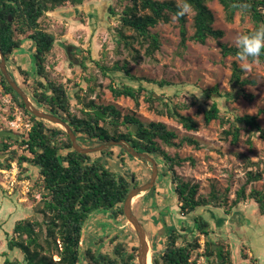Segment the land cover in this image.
Masks as SVG:
<instances>
[{"label":"rangeland","instance_id":"1","mask_svg":"<svg viewBox=\"0 0 264 264\" xmlns=\"http://www.w3.org/2000/svg\"><path fill=\"white\" fill-rule=\"evenodd\" d=\"M178 2V0H176ZM117 0H85L84 8L74 9L67 5L54 12H48L42 19V25L57 37L53 50L47 56V70L51 80L63 82L68 87L71 98V110L79 117L84 115L85 103L94 100L96 104H114L122 114H136L142 120L164 122L169 129L178 134L179 140L184 136L197 139L200 147L184 143L180 148L162 146L172 155L192 157L194 164L185 161L175 166L176 172L185 180L199 184V194H208L213 187L220 192H226L229 204L236 199L237 191L246 186L249 193L253 188L264 191V140L259 132H250L242 127L240 139L236 144L231 142V136L224 132L230 128L229 122L213 119L206 124L204 111L212 102H217L226 117L234 115H258V120L264 129V61H240L235 57L223 58L218 41L209 38L206 44L192 40L187 41V48L179 53L180 32L175 16L167 23L160 22L152 32L159 34L161 47L150 57L145 54L144 46L137 42L135 48L140 57L135 60L129 51L120 44L117 29L120 27L119 12L121 6ZM214 12V26L224 31L221 39L234 45L237 34L246 33L253 27L248 17L244 19L238 14L232 22L227 21L224 9L218 0L208 2ZM114 7L116 13L111 11ZM194 12L187 13L188 35L194 33ZM126 34L133 32L125 29ZM33 44L25 40L7 62V67L15 79L29 95L37 107L47 111L32 99L31 88L24 82L18 67L29 72L30 79H38L33 61ZM86 59L85 69L78 65L80 60ZM236 60L239 65L247 64L245 75L256 80L255 85L233 87L231 65ZM126 64L131 73L148 79L166 81L164 87L156 83H145L147 90L141 94L139 104L126 96L114 97L110 86L128 83L137 86L136 80H130L121 69L115 66ZM105 67L107 69L102 68ZM216 87L218 92L211 88ZM90 88H93L91 90ZM81 95L77 98L75 93ZM152 93L168 101L179 113L193 117L199 124L198 130H187L174 117L168 115L161 101L150 102L148 96ZM245 94H253L249 100ZM194 102V103H193ZM164 108V109H163ZM108 118V115L107 117ZM50 126L61 128L52 122ZM32 119L25 113L9 94H6L0 84V130L12 131L19 140L26 135L32 125ZM126 127L120 131L125 132ZM65 132V131H64ZM66 133V132H65ZM67 134V133H66ZM68 135V134H67ZM0 137V143H8L7 151L0 150L2 161L15 153V159L10 167L0 166V264L5 259L19 260L22 264L24 255L18 250H9L7 239L12 236L13 227L18 220H42L43 216L36 210L42 206L40 168L27 162L20 163V156L31 157L26 146L13 140ZM66 140V136H61ZM251 140V141H249ZM84 147H94L92 142L79 141ZM121 146L112 145L106 153L101 151L90 153L91 158L97 160L116 175L136 178L140 185L151 178V163L131 154L123 153ZM158 164V177L147 196L135 199L133 211L147 230L150 239L151 256L153 252L164 248L167 234L171 229L186 227L189 239L197 235V226L190 216L181 214L174 193L171 176L163 165L162 158L155 159ZM13 163H17L19 171L16 182L11 187V176L1 171L2 168L11 170ZM26 170H23V168ZM259 172L262 177L258 181L247 183L248 172ZM134 182V181H133ZM138 185V186H140ZM133 189V188H132ZM118 206L115 210H119ZM214 208L213 212L200 209L211 225L212 237L216 242H223L232 252L234 264H264V216L258 213L257 205L251 200H245L238 206ZM204 245V237L201 240ZM81 249L86 248L98 253L113 255L115 246H124L131 250L132 246H139L135 230L125 215L117 213L114 217L111 210H97L92 212L83 229ZM202 250V249H201ZM247 256L248 258H244ZM58 260V255H54ZM213 260V259H211ZM205 257L198 259L197 264H209ZM88 264L81 254V263ZM134 264H138L136 259Z\"/></svg>","mask_w":264,"mask_h":264},{"label":"trees","instance_id":"2","mask_svg":"<svg viewBox=\"0 0 264 264\" xmlns=\"http://www.w3.org/2000/svg\"><path fill=\"white\" fill-rule=\"evenodd\" d=\"M85 0H0V48L8 62L14 52L20 48L25 40L33 44V61L38 79L31 80L29 72L18 67L24 82L31 88L32 99L43 106L48 112L60 116L69 123L77 135L78 142H92L93 145L109 142L111 140L125 139L137 151L147 153L154 159L161 157L167 173L174 184V193L178 208L182 215H190L197 226V235L188 238L186 227L171 229L167 234L164 248L152 254V264H197L198 259L205 257L209 264H234L232 252L226 248L223 242H216L212 237L211 225L207 218L199 213L200 209L213 212L214 208H227L240 205L245 200H251L257 205L258 213L264 216V191L253 188L249 193L246 186H242L236 194V199L229 204L226 192H220L215 187L206 195L199 194V184L185 180L180 176L175 166L185 161L194 164L192 157L172 156L163 146L182 147L184 143L200 147L197 139L189 136L182 137L179 142L178 134L168 128L161 121L146 122L136 114H122L114 104L99 105L94 100L85 103L82 117L77 116L71 110L72 102L68 87L63 82L51 80L47 70V56L53 50L57 37L54 33L45 29L42 19L48 12L56 11L60 7L71 5L82 7ZM121 6L119 12L120 27L117 29V37L120 44L129 51L135 60L140 57V52L134 44H145V54L152 57L161 47V39L158 33L152 32L160 22H169L171 16L178 21L180 42L179 53L187 48L190 39L200 44H206L209 38L218 41L223 58L237 56L234 45L223 42L224 31L214 26L215 15L208 6L213 0H188L193 10L194 33L189 36L187 30V14L177 16L178 2L176 0H117ZM222 5L227 21L232 22L238 14L244 19L248 17L253 27L247 32L253 31L259 24H264V0H218ZM116 13L114 7L111 8ZM130 30L132 34H126L124 30ZM239 59V58H238ZM255 60L264 61V54ZM249 59V61H255ZM78 65L84 69L86 59L80 60ZM105 70L107 68L103 67ZM124 71L130 80H136L137 86L128 83H119L110 86L114 97L126 96L132 98L136 105L139 104L141 94L147 90L145 83L153 82L164 87L166 81H157L139 77L131 73L126 64L115 66ZM12 77L15 76L11 72ZM230 82L233 87L255 85L256 80L245 75V69L234 60L231 65ZM0 84L6 94H9L14 102L32 119V125L22 139L6 136L5 138L26 146L31 157L20 156V163H30L40 168L42 206L36 210L43 216L40 220L21 219L14 227L12 236L7 239L9 250L18 249L23 255L25 264H80L81 254H84L88 264H134L138 257V246H132L127 250L124 246L117 245L113 249V255L102 252H94L90 248L81 249V241L84 225L89 215L97 210H111L114 217L117 213L124 215L123 204L132 188L139 182L125 175H116L90 154L76 151L72 146L70 136L61 128L50 126L45 120L32 115L25 106L21 97L8 84L0 70ZM93 90V88H90ZM212 91L218 92L216 87ZM81 99L80 93H75ZM249 100L254 99L253 94H245ZM161 101V105L168 115L176 118L187 130H198V122L191 116L181 114L175 107H171L168 101L159 98L152 93L148 96L150 102ZM194 103V102H193ZM96 109L108 115L103 118L96 113ZM205 123L213 119L221 122H229L230 128L224 133L231 136V142L236 144L240 139L242 127L250 132H259L264 140L258 115L244 114L226 117L220 110L217 102H212L204 111ZM126 127L125 132L120 131ZM66 136L62 140L61 136ZM251 141V140H249ZM80 143V142H79ZM9 148L4 143L3 151ZM107 149L100 153H106ZM123 153L127 150L121 148ZM129 154V153H128ZM15 159V153L9 155L0 166L10 167ZM23 170H26L24 167ZM262 177L259 172H248L247 183L258 181ZM120 206L119 210H115ZM204 237V245L201 240ZM202 249V250H201ZM58 255V260L54 255ZM244 258H248L245 256ZM213 259V260H211ZM5 264H22L19 260L5 259ZM259 264V262L257 263Z\"/></svg>","mask_w":264,"mask_h":264},{"label":"water","instance_id":"3","mask_svg":"<svg viewBox=\"0 0 264 264\" xmlns=\"http://www.w3.org/2000/svg\"><path fill=\"white\" fill-rule=\"evenodd\" d=\"M0 70L2 71L8 84L21 97V99L25 103L26 109L32 115L36 116L37 118L41 120L49 121L56 125H59L61 129L70 136V139L72 141V146L76 151L80 153H84V154H90L93 152L102 151L112 145H119L124 150H127L128 153L131 154L133 157L140 158L144 160L145 162L151 163L152 175H151L150 180L141 186L134 187L133 189H131V191L129 192L123 204L124 215L127 218L130 225L132 226V228L135 230L137 237H138V241H139L138 257H137L138 264H149L148 258H149V253H151L150 239H149L147 230L145 229L144 225L140 222L139 218L135 215L133 211V204H134L135 199L139 195H141L144 192H147L149 189L154 187L155 181L158 177L157 161L151 155L144 153V152L137 151L125 139L111 140L109 142H104L94 147L82 146L78 142L77 135L75 134L72 127L69 125L67 121H65L60 116L55 115L51 112L45 111L44 109L37 107L35 105V103L31 100L29 95L24 91V89L17 82V80L12 77L11 72L7 67L6 57L3 51L1 50V48H0ZM96 113L103 118L107 117V114L103 113L99 109H96ZM3 136L15 137V134L12 131L0 130V137H3ZM2 147H3V144L0 143V148ZM2 158L3 156L0 155V159ZM132 180L134 181V178Z\"/></svg>","mask_w":264,"mask_h":264},{"label":"clouds","instance_id":"4","mask_svg":"<svg viewBox=\"0 0 264 264\" xmlns=\"http://www.w3.org/2000/svg\"><path fill=\"white\" fill-rule=\"evenodd\" d=\"M188 0H178L177 16L186 15L190 11ZM234 46L240 61L255 60L264 54V24H259L253 31L237 34L234 38ZM247 68V64H242Z\"/></svg>","mask_w":264,"mask_h":264},{"label":"built area","instance_id":"5","mask_svg":"<svg viewBox=\"0 0 264 264\" xmlns=\"http://www.w3.org/2000/svg\"><path fill=\"white\" fill-rule=\"evenodd\" d=\"M1 171L5 174H8L7 176H11V187L14 186V183L16 182V174L19 171V167L17 163H13V168L11 170H8L7 168H2Z\"/></svg>","mask_w":264,"mask_h":264},{"label":"crops","instance_id":"6","mask_svg":"<svg viewBox=\"0 0 264 264\" xmlns=\"http://www.w3.org/2000/svg\"><path fill=\"white\" fill-rule=\"evenodd\" d=\"M83 8H84V6H82V7H74V9H80V11H81V9H83ZM53 12H54V11H53ZM147 194H148V192H144V193H142L141 195H139V196L137 197V199H141V198H143V197H146Z\"/></svg>","mask_w":264,"mask_h":264},{"label":"bare ground","instance_id":"7","mask_svg":"<svg viewBox=\"0 0 264 264\" xmlns=\"http://www.w3.org/2000/svg\"><path fill=\"white\" fill-rule=\"evenodd\" d=\"M149 264H152V257H151V253H149V258H148Z\"/></svg>","mask_w":264,"mask_h":264},{"label":"flooded vegetation","instance_id":"8","mask_svg":"<svg viewBox=\"0 0 264 264\" xmlns=\"http://www.w3.org/2000/svg\"><path fill=\"white\" fill-rule=\"evenodd\" d=\"M3 146H4V143H3ZM3 148V147H2ZM0 150H1V148H0ZM140 185V184H139ZM141 186V185H140ZM138 187V186H137Z\"/></svg>","mask_w":264,"mask_h":264}]
</instances>
